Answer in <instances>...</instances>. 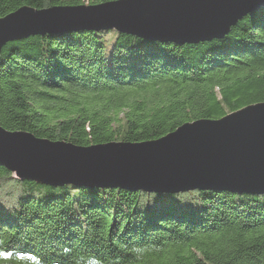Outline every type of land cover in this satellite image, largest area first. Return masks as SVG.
I'll return each mask as SVG.
<instances>
[{"label": "trees", "instance_id": "1", "mask_svg": "<svg viewBox=\"0 0 264 264\" xmlns=\"http://www.w3.org/2000/svg\"><path fill=\"white\" fill-rule=\"evenodd\" d=\"M113 0H0L23 6ZM264 102V8L223 38L31 36L0 55V125L78 146L155 140ZM0 264H264V194L51 187L0 166Z\"/></svg>", "mask_w": 264, "mask_h": 264}, {"label": "water", "instance_id": "2", "mask_svg": "<svg viewBox=\"0 0 264 264\" xmlns=\"http://www.w3.org/2000/svg\"><path fill=\"white\" fill-rule=\"evenodd\" d=\"M264 0H113L23 6L0 17L3 47L31 36L115 30L149 41L223 38ZM0 166L20 180L149 193L194 190L264 194V102L198 119L155 140L78 146L0 125Z\"/></svg>", "mask_w": 264, "mask_h": 264}, {"label": "rangeland", "instance_id": "3", "mask_svg": "<svg viewBox=\"0 0 264 264\" xmlns=\"http://www.w3.org/2000/svg\"><path fill=\"white\" fill-rule=\"evenodd\" d=\"M15 177V176H14Z\"/></svg>", "mask_w": 264, "mask_h": 264}]
</instances>
